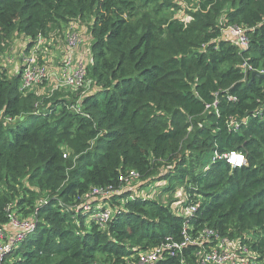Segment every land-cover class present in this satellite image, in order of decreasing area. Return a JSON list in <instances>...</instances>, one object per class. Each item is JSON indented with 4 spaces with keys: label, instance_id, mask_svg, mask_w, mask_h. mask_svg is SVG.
<instances>
[{
    "label": "trees",
    "instance_id": "trees-1",
    "mask_svg": "<svg viewBox=\"0 0 264 264\" xmlns=\"http://www.w3.org/2000/svg\"><path fill=\"white\" fill-rule=\"evenodd\" d=\"M183 4L188 21L172 13ZM71 22L90 39L85 87L20 91L0 62V228L8 206L36 218L0 264H135L204 227L263 257L264 77L251 72L264 74V0H0V56ZM131 170L136 188L119 182ZM109 184L100 223L102 199L85 210L80 197ZM193 249L154 264H193Z\"/></svg>",
    "mask_w": 264,
    "mask_h": 264
},
{
    "label": "built area",
    "instance_id": "built-area-1",
    "mask_svg": "<svg viewBox=\"0 0 264 264\" xmlns=\"http://www.w3.org/2000/svg\"><path fill=\"white\" fill-rule=\"evenodd\" d=\"M229 36L232 37L234 43L241 49H246L249 44V37L244 27L240 25H230L224 29ZM86 27L71 22L65 29L63 43H58L57 48L61 51L59 56L60 62L57 67V73L49 71V57L52 56L50 49L46 44L55 42L53 38H45L42 33H38L34 38L33 45L29 49L20 50L18 58L15 60L17 64L13 72L21 75L19 85L20 91H32L35 86L50 80L52 77L60 79L59 85L66 86L71 90H77L88 84L86 79L87 71L85 60L77 56V49L81 43L85 42ZM44 49L48 52V58L42 56ZM18 52V51H17ZM51 63V62H50ZM87 64V63H86ZM246 65V64H244ZM58 87V86H56ZM232 166H241L244 163L242 154L232 151L229 155H224ZM139 177L134 170L119 177L120 183H129L135 181ZM114 191L111 184L100 187H93L91 190L81 196V204L83 209L88 210L90 201H100L94 209V218L100 222H107L112 214L113 209L108 205L107 198ZM197 203L190 204L184 208L185 215L193 214L196 211ZM78 210V209H77ZM10 226L16 229L14 232H6L0 228V259L11 250L12 246L22 241L26 234L35 226V216L29 215L18 219L15 211L10 206L7 207ZM194 245L190 255L194 258L193 264H264V256H260L257 252L251 250L248 244H242L237 239H231L219 235L215 230L204 227L202 230L196 231V234H185L181 242L168 241L160 246H156L149 250L140 251L135 264H154L164 255L174 256L177 252L181 253L184 247ZM180 264H191L184 259Z\"/></svg>",
    "mask_w": 264,
    "mask_h": 264
},
{
    "label": "rangeland",
    "instance_id": "rangeland-1",
    "mask_svg": "<svg viewBox=\"0 0 264 264\" xmlns=\"http://www.w3.org/2000/svg\"><path fill=\"white\" fill-rule=\"evenodd\" d=\"M184 7H185V9H183ZM185 10H186V6H185V4H183L182 10H176L175 12H172V13H174L176 17H180V18L185 19V21L186 20L188 21L189 20V16L185 15V12H186ZM85 32H87L86 37H85V41L87 40V38H88V40H90L89 37H88V31L86 30ZM38 33H41V32H38ZM28 40H29V38H27L26 36L15 37L14 38V42H12V49L7 50L4 54H2L3 56H0V62L2 61L3 67H7L8 66L9 72L12 71L13 69H15V66H16L15 60L18 58L16 55L19 56V51L20 50H23V51L25 50V46H26V43L28 42ZM63 41H64V37L61 36V37H57L55 39L54 43L46 44V47L48 49L52 50L51 51L52 56L49 57L48 62L50 64L49 65V71L51 73H53V74L57 73V67L59 66V62H60L59 56L61 55V51H59V48H57V45H58V43H60V44L63 43ZM83 44L84 43H81L79 45V47L83 46ZM48 52L49 51L44 49L42 56L48 58V56H47ZM85 65H86V61H85ZM59 83L62 84L60 79L57 80V78L52 77L50 80L43 82L42 83V87L44 88V91H53V90H55V88H60L64 92H67V91L71 92L72 91L68 87L59 85ZM56 86H58V87H56ZM127 184H131V185L136 184L135 185V188H136L137 180L130 181ZM148 189H150V188H147L146 190H148ZM142 192H144V189H143ZM159 196L162 197V195H159ZM108 205H111V204L108 202ZM16 217L18 219L24 218V217H22L21 214H18ZM87 218H88V216L86 217V219ZM15 229L16 228L13 227L12 228V232H14ZM247 237L251 238L250 235H248Z\"/></svg>",
    "mask_w": 264,
    "mask_h": 264
},
{
    "label": "crops",
    "instance_id": "crops-1",
    "mask_svg": "<svg viewBox=\"0 0 264 264\" xmlns=\"http://www.w3.org/2000/svg\"><path fill=\"white\" fill-rule=\"evenodd\" d=\"M88 45H89V40L87 38V40L84 42L83 46L78 47V49H77V56L80 57V58H83L86 61V63H88L89 56H90L89 55V50H88Z\"/></svg>",
    "mask_w": 264,
    "mask_h": 264
},
{
    "label": "water",
    "instance_id": "water-1",
    "mask_svg": "<svg viewBox=\"0 0 264 264\" xmlns=\"http://www.w3.org/2000/svg\"><path fill=\"white\" fill-rule=\"evenodd\" d=\"M254 75H258V76H263L264 77V74L263 73H259L257 71L251 72V77H253Z\"/></svg>",
    "mask_w": 264,
    "mask_h": 264
}]
</instances>
